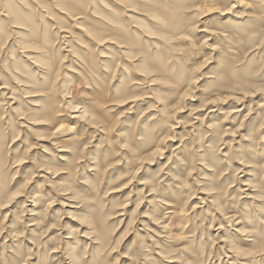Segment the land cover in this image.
<instances>
[{
	"label": "rangeland",
	"instance_id": "1",
	"mask_svg": "<svg viewBox=\"0 0 264 264\" xmlns=\"http://www.w3.org/2000/svg\"><path fill=\"white\" fill-rule=\"evenodd\" d=\"M207 1L174 33L120 0H0V264H264V0ZM90 100L102 123L72 118Z\"/></svg>",
	"mask_w": 264,
	"mask_h": 264
},
{
	"label": "bare ground",
	"instance_id": "2",
	"mask_svg": "<svg viewBox=\"0 0 264 264\" xmlns=\"http://www.w3.org/2000/svg\"><path fill=\"white\" fill-rule=\"evenodd\" d=\"M58 1V0H57ZM60 1V0H59ZM63 2V6H64V8H66V9H68V10H66V11H73V9H74V7L75 6H77V5H82V2H81V0H69V1H64V0H62ZM142 1H144V0H120V2L122 3V5H123V7H124V9H122L121 8V5L120 6H116V8L117 9H121V10H123V12H125V13H130L129 12V9H131V8H136V7H141L142 9H143V11L144 12H149L150 14H151V16L153 17V19H155V20H158L159 21V19H161V23L163 22V24H164V26H166V27H171L172 28V30H173V32L174 33H179L181 30L180 29H182V27L184 26V22H185V19H186V17H187V15H182V12L186 9V8H189V7H191L192 5V3H193V0L191 1V0H152L153 2H152V4L150 3L149 5H153V6H151V7H147V6H145L144 5V3L145 2H142ZM149 0H146V2H148ZM203 1H205V2H208L207 0H203ZM212 1H216L215 3L216 4H213V5H206V7L205 8H202V9H206V12H208V13H210V12H214L215 10H220V15L222 16V15H227V13H229L230 11H232V9H231V6L230 5H228V4H226V1L227 0H222L221 1V6L222 5H224V6H222V9H221V6H219V7H213V6H215V5H217V4H219V2L217 3V0H212ZM258 3H261V4H263V0H256ZM191 3V4H190ZM240 6H241V8L242 7H244V6H248V4H247V2H245L244 0H240ZM195 4V3H194ZM8 5V4H7ZM234 7H236V5H233L232 6V8H234ZM19 8H22L21 6H17L15 9H13V7H10V9H11V11H12V13H13V16H14V18H16V20L17 21H22V20H28V21H31V19H28V18H25L24 17V14H25V12H22ZM99 8V10L101 11V12H103V13H106V14H109L108 12H105V11H102L101 9H100V6L98 7ZM147 10H146V9ZM239 13H241V12H236V14L237 15H233V17H231V18H225L224 16L221 18V20L220 21H225V22H227L226 20L227 19H229V21H233V23H235L232 27L233 28H238V27H242V25H240V23L241 24H245L244 22H245V19H244V17L246 16V15H244L243 16V14L242 15H238ZM135 14V13H134ZM114 16H109L108 18H110V21L114 24V25H117V26H115V27H112V28H110V31L111 32H113V33H111L110 34V36H113L114 38V40L117 42L118 41V44H123V46L126 48V51L127 50H129V48L127 47L128 45H131L130 43H131V39H130V37H129V34L126 36V35H123V33L122 32H126L127 31V28H126V24H125V21L123 20V18L120 20V11L119 10H116L115 11V13L113 14ZM208 15V14H207ZM79 19H83L82 17H80ZM187 20V19H186ZM256 22V21H255ZM255 24V23H254ZM254 24H250L248 21H247V25H243V27H244V29H248V28H253L255 25ZM180 30V31H179ZM97 31H99V30H97ZM179 31V32H178ZM99 32H101V31H99ZM200 32H202V33H209V31H208V29H206V28H203V29H201L200 30ZM170 39V38H169ZM122 48V47H121ZM41 59V58H40ZM42 63H44V64H46V65H48V68L51 70L52 68H53V64L52 65H49V64H51L50 62H49V60H47L46 61V59L44 58L43 60H40ZM158 62H159V60H157ZM224 62V61H223ZM160 63H164L163 61H160ZM222 65V64H221ZM160 66H161V68H162V70L163 71H165V72H167V71H169V68H167L166 66H164L163 64H160ZM48 69V70H49ZM54 69V68H53ZM238 70V69H237ZM243 75V74H242ZM229 81V80H228ZM5 85V84H4ZM1 86V88H0V91H3V92H5L4 90H6V85L5 86ZM52 89V88H51ZM53 91V90H52ZM119 92H127V91H125V90H122V91H119ZM93 100V99H92ZM92 100H90L89 101V103H85V104H82V105H76V106H74L72 109L74 110L73 112H72V114H73V117L72 118H75V119H77L78 118V120H79V118L80 119H89V118H92V119H95V121L96 122H98V123H102L103 122V120H105V117H103V115H104V113L103 112H99V111H101L100 109L98 110L96 107H98V104H95V103H93V101ZM96 101V100H95ZM50 106H48V108H49ZM237 109V108H236ZM46 110V108L44 107V109L43 110H41V111H43V113L44 112H46L45 111ZM33 111H35V110H33ZM105 112H106V110H105ZM107 113V112H106ZM235 113H237V112H235ZM45 114V113H44ZM45 116H47V117H49V114H46ZM105 116V115H104ZM51 118V117H50ZM47 120H48V118H47ZM62 128H64L63 126H60V128H59V130L60 129H62ZM59 130H56L55 131V133H57V132H59ZM75 132V129H74V127H69L66 131H64V134L68 137V138H70V139H68L69 141H72L73 139L71 138V135H72V133H74ZM73 142V141H72ZM68 148H70V147H68ZM68 148H62L61 150H60V152H64V155H62L61 157V159H63V157H65L66 155H65V153H68L69 151L67 150ZM160 148V147H159ZM68 151V152H67ZM158 151V150H157ZM60 159V158H59ZM248 175V174H247ZM248 184H243V186H247ZM2 186H4V185H2ZM214 188H212V190H213ZM249 197V196H248ZM206 199H200L201 200V202L203 203L205 200H209V197H205ZM200 202V201H199ZM209 202L211 203L212 202V199L211 200H209ZM208 202V203H209ZM198 204H200V203H198ZM179 205V204H178ZM178 205H176V204H172V203H166L165 204V206H166V208H167V212H166V214H167V216L168 215H173V216H180L182 219L184 218V217H186L187 216V212L183 209V210H178V208H177V206ZM197 205V204H196ZM196 205L195 206H193L191 209H194V208H196ZM218 207V206H217ZM219 208V207H218ZM190 212V211H189ZM227 215L228 214H224L223 216H226V218L227 219H231V218H233V216H234V214L232 215V216H229V217H227ZM31 216H35V214H32ZM165 219H166V217H162V218H160V219H156L155 220V222H157V226H158V228L161 230V232L163 233H166L165 232V230H167L168 229V225H167V222L165 221ZM230 222V221H229ZM182 223V222H181ZM212 225H213V223H212ZM258 230V229H257ZM248 231V230H247ZM246 231V232H247ZM251 231V230H250ZM70 234H72V232L70 233ZM167 234V233H166ZM181 234V233H180ZM179 235V234H178ZM246 235V234H245ZM181 236V235H180ZM261 236L263 237L264 236V233L263 234H261ZM163 237H165V238H168L167 237V235H165V236H163ZM247 237H249V239L250 238H253V239H255L256 240V238L252 235V234H249ZM67 238V237H66ZM174 238V236L173 235H170L169 236V238H168V240L170 241V240H172ZM253 239H251V240H249V241H255V240H253ZM261 242H263L264 243V241H261ZM238 248L239 247H237V250H238ZM261 248H264V246L263 247H261ZM236 250V249H235ZM239 251V250H238ZM241 251V250H240ZM258 251V250H257ZM231 252V251H230ZM237 252V251H236ZM261 252V251H260ZM157 253V252H156ZM233 254H234V252H233ZM69 257H70V259H73V260H77L76 259V256H75V254H74V248H71L70 249V252H69ZM69 259V260H70ZM66 260H68L67 258H66ZM71 260H70V262H69V264H71Z\"/></svg>",
	"mask_w": 264,
	"mask_h": 264
}]
</instances>
